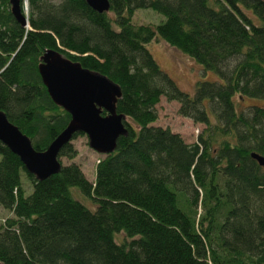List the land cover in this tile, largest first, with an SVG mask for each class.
I'll return each mask as SVG.
<instances>
[{
	"label": "trees",
	"instance_id": "trees-1",
	"mask_svg": "<svg viewBox=\"0 0 264 264\" xmlns=\"http://www.w3.org/2000/svg\"><path fill=\"white\" fill-rule=\"evenodd\" d=\"M108 1L99 13L85 0H19L22 27L0 0V110L34 149L70 120L38 73L50 48L120 86L128 128L93 181L75 163L38 181L0 144V206L11 214L1 264H264V167L251 154L264 157V0ZM145 8L165 19L134 24ZM157 37L218 80L180 89L147 48ZM162 96L204 125L194 143L154 125ZM75 156L68 142L58 159Z\"/></svg>",
	"mask_w": 264,
	"mask_h": 264
},
{
	"label": "water",
	"instance_id": "water-1",
	"mask_svg": "<svg viewBox=\"0 0 264 264\" xmlns=\"http://www.w3.org/2000/svg\"><path fill=\"white\" fill-rule=\"evenodd\" d=\"M90 8L102 13L108 11V0H85ZM10 12L22 27L26 17L21 12L19 0H8ZM38 73L52 101L65 110L70 120L54 140L43 150H35L27 135L9 122L0 110V144L16 154L28 174L42 181L55 175L62 167L59 150L76 132L87 136L89 147L96 153L108 155L116 149L119 136H127L124 122L127 117L116 112V102L121 89L107 75L82 67L55 49H47L37 65ZM105 111V115L102 112ZM264 167V157L251 153ZM1 264V262H0Z\"/></svg>",
	"mask_w": 264,
	"mask_h": 264
},
{
	"label": "rangeland",
	"instance_id": "rangeland-1",
	"mask_svg": "<svg viewBox=\"0 0 264 264\" xmlns=\"http://www.w3.org/2000/svg\"><path fill=\"white\" fill-rule=\"evenodd\" d=\"M57 2L58 0H53ZM25 13L27 12V4L24 7ZM162 15L155 13L151 9H137L134 12L132 20L137 24H157L163 21ZM149 51H151L156 62L159 63L162 70L170 74V76L177 82L180 89L192 94L194 84L197 81L202 80H218V77L214 72L205 71L195 61L189 59L181 51L167 45L159 37L147 45ZM238 96H235V101L240 105L253 103V100L247 98L239 100ZM179 104L175 101H167L164 96L160 98V102L156 105L158 119L154 122L156 126L167 127L171 131L178 133L182 136L185 142L191 144L194 143L198 134L204 129V125L192 122L190 119L177 114ZM71 144L76 151L74 158L60 157L62 165L69 163L79 164L82 172H84L86 178L89 181H93L95 178L94 167L97 164V160L103 155L96 153L88 145L87 136L85 134H79L76 138L72 139ZM1 159V156H0ZM23 179V177H22ZM27 194L32 191L30 185L27 182L24 183ZM75 191V190H74ZM78 195V194H77ZM83 202H86L83 196L80 194L77 197ZM11 214L5 208L0 206V222L5 217H10ZM121 238V235L119 236Z\"/></svg>",
	"mask_w": 264,
	"mask_h": 264
}]
</instances>
